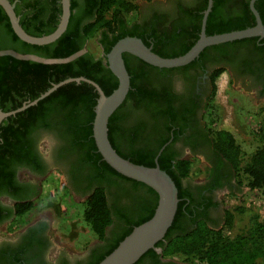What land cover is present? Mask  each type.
Here are the masks:
<instances>
[{
	"label": "flooded vegetation",
	"instance_id": "1",
	"mask_svg": "<svg viewBox=\"0 0 264 264\" xmlns=\"http://www.w3.org/2000/svg\"><path fill=\"white\" fill-rule=\"evenodd\" d=\"M8 1L13 5L19 24L26 33L24 26L43 35L53 30L54 33L61 22L62 0ZM210 1L145 0L138 6L136 20L126 21L128 28L121 27L119 32L121 36L132 33L136 37L118 39L117 34L106 33L103 36L100 32L98 48L101 58L98 59L103 60L104 66L99 77L101 84L109 90H114L116 84H119L109 68L108 56L114 46L124 39L137 38L159 55H185L200 39ZM252 1L212 0L211 11L207 16L206 35L208 25L233 26L241 22L254 27L256 19L251 9ZM260 1V9L264 15V0H256L254 7ZM215 3L218 9L213 13ZM0 9V58L9 57L16 61L10 65H17L19 72L22 71L21 63L67 65L90 53L87 49L88 41L83 49L67 58L46 59L32 53H21L17 46L20 42H25L16 36L6 12L1 6ZM263 40L255 38L254 42L242 40L208 47L191 64L173 69L154 67L133 55H123L130 83L132 85L133 79L134 87L131 86L129 99L126 98L119 108L121 110L111 117L116 129L113 139L117 149L124 156L138 152L155 153L158 159L162 156L165 162H170L173 166L189 162L193 169L197 165L201 168V172L196 169V173H200L197 180L189 176L181 182V188L186 192V206L194 212L191 219L185 218L182 221L183 229L192 228V218L196 217L210 227L221 229L227 214V210H224L225 198L237 196L241 192L242 187L235 169L215 146L216 135L223 130L214 128V117L210 118L209 115L216 92V80L223 74H227L234 85L249 84L254 91L264 96V53L256 47H264ZM114 41L116 44L113 46ZM108 48L111 49L106 52ZM219 72V77L215 79L214 76ZM81 83L86 82L76 84ZM54 86L55 84L51 88ZM10 100L14 102V95L8 99ZM28 103L30 101L24 102L22 107ZM11 117L2 121L0 131L3 127L15 126L7 121ZM48 135L51 136L45 152L40 142ZM2 142L0 132V145H3ZM31 145V149L27 148V159L21 162L0 151V230L5 233L0 239V264H92L108 251L111 242L129 224L139 222L154 207L155 197L148 187H134L130 182L117 178L104 183L90 166L80 167L64 151V143L56 133L41 129L34 134V144ZM53 170L64 176L67 187L77 201L82 200L84 203L99 185L104 186L107 191L114 222L108 228L105 240L91 244L81 256H68L57 250L48 222L19 223L24 217H19L17 206L39 201L40 183ZM120 213L124 215V219L118 216ZM14 225L16 227L12 230ZM162 252L161 248L157 249V258H146L141 264H187L179 257H163Z\"/></svg>",
	"mask_w": 264,
	"mask_h": 264
},
{
	"label": "trees",
	"instance_id": "2",
	"mask_svg": "<svg viewBox=\"0 0 264 264\" xmlns=\"http://www.w3.org/2000/svg\"><path fill=\"white\" fill-rule=\"evenodd\" d=\"M260 3L261 1L255 7L260 13L264 24V15L260 9ZM217 7L215 3L213 13L216 12ZM137 10L138 6L128 0H82L81 3L71 0V18L67 32L56 43L50 46L36 47L20 42L17 49L21 53H32L46 59H60L67 58L76 51L83 49L86 42L98 32H102L103 36L106 33L117 34L118 39L127 36L136 37L132 33L121 36L119 32L121 27L128 28L126 17ZM0 11L2 10L0 9ZM251 27L253 25L248 26L241 22L233 26L219 24L212 27L208 25L207 35L214 36L242 31ZM23 28L29 35L37 38L49 35L54 31L43 35L41 32L28 30L25 26ZM117 38L116 40H118ZM254 40L255 38H252L244 40V42H254ZM112 44L114 46L116 42L114 41ZM145 45L149 47L148 44ZM256 47L258 51L264 53V47ZM110 49L108 48L106 52H109ZM153 52L158 54L155 51ZM159 56L165 59L177 58ZM12 62L16 63L9 57L0 58V110L4 113L22 108L24 102H33L39 99L53 84L57 85L67 79L85 78L91 80L100 86L106 96H110L118 88V83L114 90H109L101 84L99 77L104 69L103 60L96 59L90 53L67 65L48 66L31 62L21 63V72L16 69L17 65H10ZM127 71L129 73L128 68ZM219 75L220 72L214 78L217 79ZM131 86L134 87L133 79ZM13 95L14 102L12 100L8 101ZM98 99L99 95L95 88L87 83L79 85L71 83L60 88L40 101L35 107H31L7 120L15 126L1 129L3 145H0V151L9 154L16 161H25L28 155L27 148L31 149V144H34V134L41 129H48L60 137L64 143V151L69 157L74 158L80 167L82 165L90 166L104 183H110L112 179L117 178L130 182L134 187H146L117 173L103 161L98 153L93 138V123ZM127 99H129V96ZM212 109L211 107L210 118H213ZM120 110H117L116 113ZM112 123L113 118L110 119L108 126L109 140L116 152L135 165L155 168V158H157L155 153L138 152L128 156L120 153L113 139L116 129ZM216 136V149L235 169L239 178V185L242 188L246 185L248 189L257 190L264 196V127L259 133L263 146L252 155L244 167L241 165L240 149L236 145L233 136L226 131L218 132ZM158 165L174 181L180 200L172 227L166 234L165 239L156 245L157 249L161 248L163 250V257H179L187 262L196 261L197 264H264V217L253 216L250 220L249 230L235 238L230 236L235 217L229 211H227L225 224L221 229L208 226L198 217L192 218V228L189 230L183 229L181 226L182 221L185 218L191 219L194 214L186 206L184 200L186 192L181 188V182L189 178L192 166L189 162H180L173 166L170 162H165L162 156L158 159ZM148 189L155 197L154 207L139 222L129 224V227L124 229L122 234L111 242L108 251L92 264H100L136 227L141 226L153 217L158 203V196L153 190ZM83 206L84 223L98 241L105 240L107 230L114 222V214L107 198L106 188L99 185L93 189ZM32 208L33 204L31 203L19 204L17 206L19 217H24L25 214L30 213ZM238 210L240 211V209ZM118 216L121 219L125 218L121 213ZM16 225L12 227V230ZM149 257L157 258L158 256L154 250H151L136 264H141L144 259Z\"/></svg>",
	"mask_w": 264,
	"mask_h": 264
},
{
	"label": "water",
	"instance_id": "3",
	"mask_svg": "<svg viewBox=\"0 0 264 264\" xmlns=\"http://www.w3.org/2000/svg\"><path fill=\"white\" fill-rule=\"evenodd\" d=\"M256 0L251 3V9L256 19L254 27L235 31L226 34L207 36L206 22L207 16L211 11L212 0L209 10L206 12L203 22L202 33L197 43L185 55L173 59H165L155 54L141 40L137 38H127L114 46L108 56V63L111 72L118 79V88L110 95L106 96L102 89L94 82L87 79H70L55 85L39 99L24 105L22 108L11 112L3 113L0 111V124L6 118L38 105V103L49 97L59 88L69 83L86 82L91 84L99 94L97 106L95 108V120L93 123V138L104 162L120 175L141 183L153 190L158 196V203L153 217L136 227L119 246L107 256L100 264H136L149 251H157L156 245L163 241L172 227L179 206V192L172 178L158 165V158L155 160L156 167L148 168L135 165L129 160L122 158L112 147L109 140V121L113 114L125 102L130 88V76L127 71L123 55L125 53L133 55L141 61L158 68L173 69L191 64L208 47L218 46L226 43L242 41L252 38L264 39V24L254 7ZM63 15L61 22L54 33L43 38L29 36L20 26L19 20L14 12L13 5L8 0H0V6L6 12L14 33L23 42L33 46H47L58 41L66 32L71 18L70 0H62Z\"/></svg>",
	"mask_w": 264,
	"mask_h": 264
},
{
	"label": "rangeland",
	"instance_id": "4",
	"mask_svg": "<svg viewBox=\"0 0 264 264\" xmlns=\"http://www.w3.org/2000/svg\"><path fill=\"white\" fill-rule=\"evenodd\" d=\"M128 1L139 6L145 0ZM136 18V12H133L126 17V21L132 22ZM99 37L100 32L87 42L88 51L97 59L101 58L98 48ZM211 107L214 117L212 120L216 124L214 128L227 131L233 136L240 149L241 165L244 167L252 155L263 146L259 133L264 127V96L254 91L249 84L234 85L229 76L223 74L216 80V92ZM50 136H44L40 142L45 152L48 150L46 146ZM196 169L201 172L198 165L192 168L189 175L193 180H197L200 175L196 173ZM40 185L41 199L33 203L32 211L19 223L48 222L52 233L51 238L57 250L68 256H81L91 244L98 242L83 221V201H77L72 196L64 176L55 170ZM245 192L246 189L242 188L238 194L239 198L238 195L227 196L224 200V210L232 212L235 217L230 234L232 238L245 234L249 230L253 216L259 215L263 218L262 196L253 197L251 193L244 194ZM4 236L5 233L0 230V239ZM187 264H197V262L188 261Z\"/></svg>",
	"mask_w": 264,
	"mask_h": 264
},
{
	"label": "built area",
	"instance_id": "5",
	"mask_svg": "<svg viewBox=\"0 0 264 264\" xmlns=\"http://www.w3.org/2000/svg\"><path fill=\"white\" fill-rule=\"evenodd\" d=\"M243 188L246 189V192L244 194H246L247 192H249V193H251V195H253V197H255L256 195L262 196V205H263V210L262 211H263V217H264V196L259 191H257V190H250V189H248L246 187V185ZM238 198H239V196H238Z\"/></svg>",
	"mask_w": 264,
	"mask_h": 264
}]
</instances>
